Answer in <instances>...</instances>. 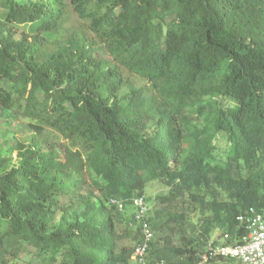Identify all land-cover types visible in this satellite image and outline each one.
<instances>
[{
    "label": "trees",
    "instance_id": "16d2710c",
    "mask_svg": "<svg viewBox=\"0 0 264 264\" xmlns=\"http://www.w3.org/2000/svg\"><path fill=\"white\" fill-rule=\"evenodd\" d=\"M0 9L9 84L0 107L33 130L16 159L0 147V264H32L19 259L24 244L41 264H134L142 224L133 214L131 247L118 226L153 182L169 192L147 217L148 264H202L211 242L243 244L237 218L264 211V0H0ZM134 79L145 86L126 91ZM186 201L198 214L190 233L177 210Z\"/></svg>",
    "mask_w": 264,
    "mask_h": 264
},
{
    "label": "rangeland",
    "instance_id": "374dc122",
    "mask_svg": "<svg viewBox=\"0 0 264 264\" xmlns=\"http://www.w3.org/2000/svg\"><path fill=\"white\" fill-rule=\"evenodd\" d=\"M2 17V10L0 9V18ZM21 32V30H19ZM20 35H18L19 37ZM98 55L101 57H106L105 51L102 48L98 49ZM145 82L134 79L132 81V84H130L126 91H130L134 87H142L145 86ZM0 86L9 89V84L7 81L1 80ZM190 118L194 120V117L190 114ZM30 121L23 117L21 112L18 111H7L0 107V147L3 151L10 153L11 151L13 154V157L17 158V152L14 151V148L16 146V143L27 138L33 133V130L30 125ZM45 136L48 138L58 142V143H65L66 142L60 135L53 132L52 130L46 129L45 130ZM225 148V140L222 139L220 141V150ZM220 152V151H219ZM169 192V189L166 188L162 183L160 182H153L146 186L145 191V200L147 201V204L150 209H152L151 215L154 214V212L159 209V205H157L155 199L160 196H165ZM61 206H65L68 203V200L65 198H59ZM193 205L190 204L188 201H186V204H177V210L179 211H185L188 212L189 218L192 219V225L186 224V231L187 233H190L193 229L196 228L195 225L198 223L197 217L198 214H195L192 212ZM135 213V210L132 206H129L126 208V214L129 217V222L120 224L118 226V232L120 235L123 236V239L121 240L120 244L123 247H131L134 245L133 237L135 234V229L130 226V218ZM62 217V212L59 210L56 214V221L58 222ZM130 234L129 237H126V235ZM189 235V234H188ZM218 235H215L213 238L216 240ZM180 236L178 234H175L174 236V242L176 245L180 246ZM21 252L19 254V259L22 262H29L32 264H41L40 259L36 256L34 253V249L29 247L28 245H21Z\"/></svg>",
    "mask_w": 264,
    "mask_h": 264
},
{
    "label": "built area",
    "instance_id": "2783aa9c",
    "mask_svg": "<svg viewBox=\"0 0 264 264\" xmlns=\"http://www.w3.org/2000/svg\"><path fill=\"white\" fill-rule=\"evenodd\" d=\"M112 204L118 205L122 210L123 206L119 202L112 200ZM134 220L142 224L143 237L136 245L132 260L134 264H148L147 257L150 243L154 234L147 223L150 208L144 198L134 200ZM239 226L244 229L245 237L243 244L237 246H214L211 242L207 249V254L202 256V264H210L212 258L222 257L233 260L234 264H264V211L252 209L237 218Z\"/></svg>",
    "mask_w": 264,
    "mask_h": 264
}]
</instances>
